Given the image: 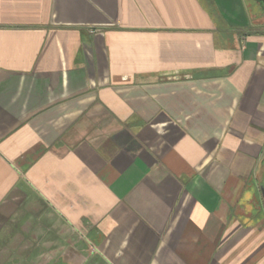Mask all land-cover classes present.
Here are the masks:
<instances>
[{
    "label": "crops",
    "instance_id": "obj_1",
    "mask_svg": "<svg viewBox=\"0 0 264 264\" xmlns=\"http://www.w3.org/2000/svg\"><path fill=\"white\" fill-rule=\"evenodd\" d=\"M263 164L241 0H0V264H264Z\"/></svg>",
    "mask_w": 264,
    "mask_h": 264
},
{
    "label": "water",
    "instance_id": "obj_2",
    "mask_svg": "<svg viewBox=\"0 0 264 264\" xmlns=\"http://www.w3.org/2000/svg\"><path fill=\"white\" fill-rule=\"evenodd\" d=\"M253 6L251 8V11L253 10L252 14L256 16H264V0H253ZM263 194H264V188H263Z\"/></svg>",
    "mask_w": 264,
    "mask_h": 264
},
{
    "label": "rangeland",
    "instance_id": "obj_3",
    "mask_svg": "<svg viewBox=\"0 0 264 264\" xmlns=\"http://www.w3.org/2000/svg\"><path fill=\"white\" fill-rule=\"evenodd\" d=\"M241 2L244 4V6L246 7V11L247 12H253V10L251 11V8H252V6H253V3H254V1L253 0H241ZM263 169H264V164H263ZM261 175H263V174H261ZM264 176V175H263ZM262 177V176H261ZM263 178V177H262ZM263 184H264V181H263ZM8 264H17V263H15V262H13V263H8Z\"/></svg>",
    "mask_w": 264,
    "mask_h": 264
},
{
    "label": "trees",
    "instance_id": "obj_4",
    "mask_svg": "<svg viewBox=\"0 0 264 264\" xmlns=\"http://www.w3.org/2000/svg\"><path fill=\"white\" fill-rule=\"evenodd\" d=\"M262 174L264 175V169H263V171H262ZM263 175H261L263 178H264V176Z\"/></svg>",
    "mask_w": 264,
    "mask_h": 264
}]
</instances>
